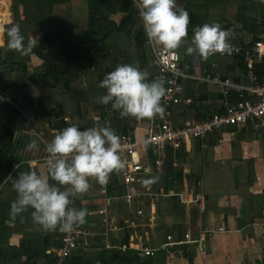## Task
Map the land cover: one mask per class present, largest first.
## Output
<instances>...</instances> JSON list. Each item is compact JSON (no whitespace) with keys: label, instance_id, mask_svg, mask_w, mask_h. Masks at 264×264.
<instances>
[{"label":"trees","instance_id":"16d2710c","mask_svg":"<svg viewBox=\"0 0 264 264\" xmlns=\"http://www.w3.org/2000/svg\"><path fill=\"white\" fill-rule=\"evenodd\" d=\"M80 2H84L88 8V22L85 30L77 32L74 22L67 14L72 13ZM180 7L189 13L188 38L195 27L204 23H218L228 31L230 50L234 52V55H230L228 51L223 54L218 52L204 60L196 53L185 54L186 45H182L175 50L182 67L186 62L191 63L196 54L208 73H219L221 79L241 80L240 74L246 70V62L235 51L240 47L254 46L264 34V3L255 0H180ZM11 19V23L5 26L4 47H0V89L9 94L17 107L0 101V264H55L54 256L48 251L51 246L59 245V231L41 230L39 235L22 237L18 246L9 243L14 228L8 223L13 222L22 229L23 221L29 216L32 219L31 210L27 214L23 213V219L17 217L13 220L10 217V204L16 198L12 184L19 173L29 171V158L41 157L45 149L38 137L25 136V123L21 121L24 114L29 116L36 133H43V137L50 139L53 135L47 128L51 125L58 132L71 124L85 128L95 123L96 116H100L102 120L107 116L115 129L130 135L139 121L148 126L151 120L169 119L173 126L185 127L193 119L201 121L210 118L211 112L195 109L181 112L180 107L174 106L170 108V115L165 110L163 117L121 118L110 103L104 105L99 102V97L106 92L98 87L99 82L118 64L138 65L148 73L149 80L159 73L134 0H19L11 6ZM13 23L19 24L26 41H34L30 54L21 56L7 48L6 29ZM33 56L41 60L39 66L29 65ZM256 74L259 82H264V60L257 66ZM181 83L185 88V96H192L197 101L222 97L219 91H215V87L200 81L182 79ZM65 118H70L71 124ZM248 131L239 129L240 137L255 133L263 135L262 131ZM206 137L194 140L202 141ZM32 139L38 140L39 149L31 152L26 150L25 155H21V144L27 145ZM184 145L179 150L167 147L163 171L146 177V180L155 178L152 184L158 192L163 189V194H168L170 190H178L174 196H170L174 200V206L179 204V186L184 179L195 182L197 177L196 172L184 174L185 165L191 168L196 162L187 159ZM37 166L35 171L46 174V170H40ZM199 166L202 167L201 163ZM90 179L96 183L95 179ZM126 192L125 185L116 181L108 185L109 197H122ZM159 198L162 197L159 196L156 201ZM75 200L83 208L78 195ZM116 203L113 205L121 213L124 210L125 213L122 214L130 218L132 210L122 201ZM129 234L126 233L124 241L128 240ZM174 239L181 240L176 237ZM186 245L188 244L172 248L185 250ZM164 252L162 250L152 258L142 259L132 251L87 252L81 248L66 264H152L156 261V256Z\"/></svg>","mask_w":264,"mask_h":264},{"label":"built area","instance_id":"2783aa9c","mask_svg":"<svg viewBox=\"0 0 264 264\" xmlns=\"http://www.w3.org/2000/svg\"><path fill=\"white\" fill-rule=\"evenodd\" d=\"M255 1L264 3V0ZM136 5L139 8V4L136 3ZM148 44L152 47L154 65L159 70L154 78H162L164 81L166 93L162 102L165 110L168 111V115H170V108L178 106L181 108V112L186 109L209 111L211 112L210 118L201 121L193 119L185 127L173 126L169 119L164 121L161 119L159 121L151 120L148 126H144L142 121H139L133 134L129 135L115 129L107 116L104 120L100 116H96L95 123L85 128L104 125L107 122L119 138V154L124 167L118 172L111 173L108 183L100 186L103 206L96 212L100 219L98 227L92 228L87 225L86 216V222L74 228L72 232L59 231L61 234L59 245L51 246L48 251L54 256L55 264H66L67 260L81 248L87 252L120 250L126 253L132 251L140 258L147 259L154 257L159 251L164 250L166 252L176 245L200 244L201 241L193 239L190 232L185 233L181 240H175L174 235L170 233L166 237V242L158 247L149 246L145 235L139 231L130 233L128 240L124 241L126 234L123 236L121 233L124 232V226L129 224L133 216L145 219L147 209L149 214L154 216L153 212L157 210L156 199L159 196H172L163 194V192L159 193L152 183L145 184L146 177L149 178L155 173L163 171L167 147L179 150L183 144L188 145L194 139H203L222 128L235 127L247 130V132L252 129L264 133V82H259L256 74L257 66L264 60V34L260 36L254 46L236 49L235 52L241 55L247 67L240 74L241 80L238 81L234 78L221 79L218 73H208L200 57L196 54L193 55L191 63L186 62L185 66L182 67L179 54L175 50H163L156 47L151 41H148ZM228 53L234 55L233 50H229ZM182 79H193L215 87L222 97L217 98V100L197 101L192 96H185V88L181 83ZM0 101L9 102L12 106L17 107L9 94L1 89ZM64 120L71 124L70 118ZM21 121L25 123V136L38 137L45 148L46 144L58 133V130L51 125L47 130L51 132L53 137L46 139L43 137V133H36L28 115L24 114ZM138 132H141V135H138ZM47 155L44 149L41 157L38 156L34 160L38 161V165L44 164ZM34 160H28L27 164L30 170L35 171L36 161ZM114 181L120 185H125L127 192L124 196L109 197L107 195L108 185ZM179 198L181 201L184 197L180 194ZM198 199L202 198L198 197ZM198 199L193 202H197ZM119 201H122L129 210H132L131 217L123 218L122 222L117 220L111 210L112 205ZM73 206L78 209L81 208L75 197L73 198ZM218 231L223 232L224 228L220 227ZM201 232L209 236L213 234L210 229H204Z\"/></svg>","mask_w":264,"mask_h":264},{"label":"clouds","instance_id":"9594fccd","mask_svg":"<svg viewBox=\"0 0 264 264\" xmlns=\"http://www.w3.org/2000/svg\"><path fill=\"white\" fill-rule=\"evenodd\" d=\"M134 2L139 4L145 36L161 49L176 50L186 45L185 54L196 53L204 60L230 50L229 33L218 23L195 27L188 38L189 13L178 7L176 0ZM6 37L9 50L21 56L32 52L34 41L25 40L19 24H11L6 29ZM98 87L106 90L99 102L110 103L121 118L153 119L165 114L163 79L149 80L148 73L138 65L118 64L105 74ZM26 148L37 151L38 140H30ZM119 149V138L107 122L96 127L80 128L71 124L63 128L46 144V174L29 170L19 173L13 182L16 198L10 204V217L23 219V213L31 210L32 221L40 230L72 232L86 222L87 215V209L73 206V198L89 190L90 178L106 185L110 174L124 167ZM153 179L144 183L150 184Z\"/></svg>","mask_w":264,"mask_h":264},{"label":"crops","instance_id":"0c3cea01","mask_svg":"<svg viewBox=\"0 0 264 264\" xmlns=\"http://www.w3.org/2000/svg\"><path fill=\"white\" fill-rule=\"evenodd\" d=\"M13 2L17 4L19 0ZM176 4L180 7V0H176ZM8 13L10 18L6 24L11 21L10 11ZM4 27L0 34L2 48L5 44L2 37ZM31 62L34 67L39 66L41 60L33 56ZM215 91L219 90L216 88ZM240 135L238 128H222L202 141L192 140L184 145L187 159L196 161L192 169L185 165L184 173L196 172L195 182L185 178L179 186L180 194L190 201L184 204L181 199L178 206H174L172 197L159 198L154 216L147 211L145 219L133 216L124 226L121 235L139 231L151 247L165 243L170 233L176 239H183L186 231L193 239L201 241L200 244L189 243L185 250L172 248L159 253L152 264H264V133ZM26 150V144L22 143L20 154L25 155ZM37 168L46 170L43 163ZM89 184V190L78 194V197L83 208L87 209V225L96 228L100 223L96 212L103 206V200L100 185L92 181ZM176 191L170 190L168 194L174 196ZM161 192L164 193L163 189H160ZM114 210L118 212L116 217L119 222L124 217L128 218L116 206ZM122 213H125L124 210ZM30 220L29 216L23 221L22 229L13 222L8 223L14 228L9 238L10 245L18 246L22 237H29L31 230L39 228L35 224L32 226ZM220 227L224 228L223 232L218 231ZM204 229L212 230L213 234L202 233Z\"/></svg>","mask_w":264,"mask_h":264},{"label":"rangeland","instance_id":"374dc122","mask_svg":"<svg viewBox=\"0 0 264 264\" xmlns=\"http://www.w3.org/2000/svg\"><path fill=\"white\" fill-rule=\"evenodd\" d=\"M7 1V2H6ZM12 4H14V2H13V0H0V8H1V10H7V11H10V13H11V6H12ZM80 5H79V7H77L72 13H68L67 14V17L68 16H70L71 17V19H72V21L74 22V24H75V26H76V30H77V32H79V31H82V30H85L86 28H87V22H88V8L86 7V4L83 2H80L79 3ZM82 17V18H81ZM11 21H12V19H11ZM10 21V22H11ZM9 22V23H10ZM8 23V24H9ZM7 25V24H6ZM5 25V26H6ZM4 34V33H3ZM2 37H4V40H5V34L4 35H2ZM4 40H3V42H4ZM156 47H158L157 45H156ZM32 64L33 63H31V64H29V65H31L32 66ZM29 67V66H28ZM97 100H98V98H97ZM110 113H111V111H110ZM71 120V119H70ZM41 152V151H40ZM34 161H36V165H35V167L38 165V161L37 160H34ZM196 163V162H195ZM194 163V164H195ZM183 201H185V202H189L190 201V199H187V200H185V198H183ZM114 207V208H113ZM115 209V206L114 205H112V208H111V210H112V212H113V214L115 215V216H117L118 214V212L116 211V210H114ZM122 214V213H121ZM122 218V217H121ZM32 226H33V224H31ZM35 230H31V232H32V234L33 235H39V233H40V228H34Z\"/></svg>","mask_w":264,"mask_h":264},{"label":"bare ground","instance_id":"6f19581e","mask_svg":"<svg viewBox=\"0 0 264 264\" xmlns=\"http://www.w3.org/2000/svg\"><path fill=\"white\" fill-rule=\"evenodd\" d=\"M9 18L10 17H9L8 11L1 10V8H0V34H2L3 27L8 22Z\"/></svg>","mask_w":264,"mask_h":264}]
</instances>
